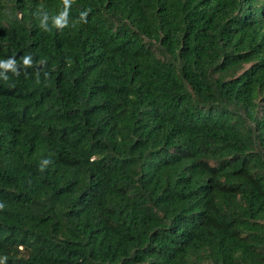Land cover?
<instances>
[{"label": "trees", "instance_id": "trees-1", "mask_svg": "<svg viewBox=\"0 0 264 264\" xmlns=\"http://www.w3.org/2000/svg\"><path fill=\"white\" fill-rule=\"evenodd\" d=\"M0 264H264V0H0Z\"/></svg>", "mask_w": 264, "mask_h": 264}]
</instances>
